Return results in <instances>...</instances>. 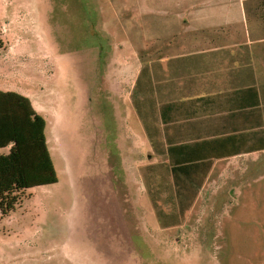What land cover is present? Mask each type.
Listing matches in <instances>:
<instances>
[{
    "label": "rangeland",
    "instance_id": "rangeland-1",
    "mask_svg": "<svg viewBox=\"0 0 264 264\" xmlns=\"http://www.w3.org/2000/svg\"><path fill=\"white\" fill-rule=\"evenodd\" d=\"M100 8L0 0V88L44 107L58 177L0 211V264H264V155L244 162L249 171L215 172L181 217L174 178L135 170L124 124L92 86L80 52L97 40Z\"/></svg>",
    "mask_w": 264,
    "mask_h": 264
},
{
    "label": "crops",
    "instance_id": "crops-1",
    "mask_svg": "<svg viewBox=\"0 0 264 264\" xmlns=\"http://www.w3.org/2000/svg\"><path fill=\"white\" fill-rule=\"evenodd\" d=\"M98 3L97 40L80 53L92 60L96 95L124 124L135 170L164 169L173 180L178 165L211 161L201 189L215 172L249 171V157L264 155V0ZM20 95L41 116L44 107Z\"/></svg>",
    "mask_w": 264,
    "mask_h": 264
},
{
    "label": "trees",
    "instance_id": "trees-1",
    "mask_svg": "<svg viewBox=\"0 0 264 264\" xmlns=\"http://www.w3.org/2000/svg\"><path fill=\"white\" fill-rule=\"evenodd\" d=\"M45 130V119L27 97L0 91V211L4 217L26 191L58 182ZM212 164L196 161L172 169L181 217L194 203Z\"/></svg>",
    "mask_w": 264,
    "mask_h": 264
}]
</instances>
